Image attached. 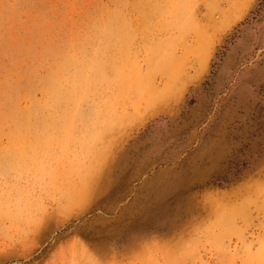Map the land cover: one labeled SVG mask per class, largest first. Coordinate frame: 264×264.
<instances>
[{"label": "rangeland", "instance_id": "rangeland-1", "mask_svg": "<svg viewBox=\"0 0 264 264\" xmlns=\"http://www.w3.org/2000/svg\"><path fill=\"white\" fill-rule=\"evenodd\" d=\"M0 264H264V0H0Z\"/></svg>", "mask_w": 264, "mask_h": 264}]
</instances>
